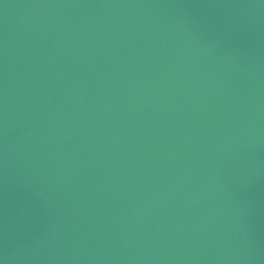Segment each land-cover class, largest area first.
Masks as SVG:
<instances>
[{"label":"water","instance_id":"obj_1","mask_svg":"<svg viewBox=\"0 0 264 264\" xmlns=\"http://www.w3.org/2000/svg\"><path fill=\"white\" fill-rule=\"evenodd\" d=\"M0 264H264V0H0Z\"/></svg>","mask_w":264,"mask_h":264}]
</instances>
